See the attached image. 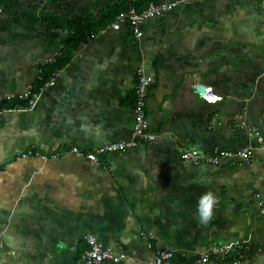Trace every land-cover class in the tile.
Listing matches in <instances>:
<instances>
[{
	"label": "crops",
	"instance_id": "crops-1",
	"mask_svg": "<svg viewBox=\"0 0 264 264\" xmlns=\"http://www.w3.org/2000/svg\"><path fill=\"white\" fill-rule=\"evenodd\" d=\"M12 1L0 8V94L25 90L59 52L68 31L48 19L127 0ZM261 31L258 0H192L144 19L139 38L128 28L98 34L31 107L1 110L0 264H85L88 237L119 257L102 264H146L156 248L212 258L240 242L264 251V151L224 165L178 155L180 148L246 147L230 121L264 136ZM236 57L242 62L234 71ZM138 69L152 79L147 118L156 142L100 162L67 152L131 137ZM202 85L222 100H204ZM29 148L40 154L14 158ZM208 191L218 203L205 223L197 202ZM251 264H264V256Z\"/></svg>",
	"mask_w": 264,
	"mask_h": 264
},
{
	"label": "built area",
	"instance_id": "built-area-1",
	"mask_svg": "<svg viewBox=\"0 0 264 264\" xmlns=\"http://www.w3.org/2000/svg\"><path fill=\"white\" fill-rule=\"evenodd\" d=\"M134 1L135 0H132L120 9L114 15L112 21L105 25L98 33L89 34L80 46L86 45V43L100 33L119 31L122 28H128L135 38H139L142 35V22L144 19L162 16L175 6L192 0H159L157 2H149L142 8L136 6ZM258 6L264 12V0H258ZM55 74L56 73H54L36 93H32L33 83H31L20 93L0 94V111L5 109V107H2L3 103H10L14 99L25 101L28 105L25 107H31L38 93L44 87L54 84ZM151 81L152 79L147 77L141 69L136 70L133 84V128L129 139L110 141L92 149H81L76 145H72L68 148L67 152L82 156L91 162H100L107 155L120 153L139 144L155 143L157 140V134L151 129L147 118V99L151 87ZM200 94L202 98L209 103H215L222 100V97L217 95L211 87H206L205 91ZM253 137L255 139V144L250 147L227 149L215 146L210 151L180 148L178 150V155L181 160L188 161L192 164L206 163L212 165H224L231 162L242 164L248 162L253 157L256 150L264 151V136L260 133H256ZM27 154L33 153L28 151ZM57 155L58 153L54 156ZM86 243V247L80 254L83 263L102 264L109 261L117 262L119 260V257L110 248L102 246L96 242L94 238L88 237ZM148 246L151 247L150 244ZM2 247L3 241L0 236V248ZM234 247L231 249L219 248L215 252L214 258H212L210 254L187 257L184 255H176V253L170 249L156 248L154 250L153 258L146 262V264L215 263L218 259H221L224 255L228 254L230 250H234Z\"/></svg>",
	"mask_w": 264,
	"mask_h": 264
},
{
	"label": "trees",
	"instance_id": "trees-1",
	"mask_svg": "<svg viewBox=\"0 0 264 264\" xmlns=\"http://www.w3.org/2000/svg\"><path fill=\"white\" fill-rule=\"evenodd\" d=\"M132 0H127L121 5H113L100 9L96 13H87L80 17H67L64 19H48L51 26L66 29L67 36L62 42L59 52L51 59L42 62L39 70V76L33 82V91L36 93L46 83V81L59 69L64 67L74 56L77 48L85 41L86 37L91 33H98L105 25L112 21L114 15L122 9L127 3ZM159 0H136V6L142 8L149 2H157ZM28 106L25 101L14 99L10 103H3L2 107L5 109H13ZM28 151L33 154L39 153L35 148L17 154L14 158L26 155ZM68 151V149H67ZM40 154V153H39ZM55 153H46L45 156H54ZM258 256H264V251L259 250L257 247L249 245L244 242L237 243L234 250H230L223 258L218 259V264H234L238 262H246L251 264Z\"/></svg>",
	"mask_w": 264,
	"mask_h": 264
},
{
	"label": "rangeland",
	"instance_id": "rangeland-1",
	"mask_svg": "<svg viewBox=\"0 0 264 264\" xmlns=\"http://www.w3.org/2000/svg\"><path fill=\"white\" fill-rule=\"evenodd\" d=\"M13 5H14V2L12 0H0V8H2V7H13ZM257 35H259L261 40H262L261 44L259 46V48L261 50V53L259 54V58L262 59V62H263V65H264V32H262V31L258 32ZM241 58L242 57H240V58L236 57L234 59V61L232 63V69L234 71H236V69L239 67L238 64H240L242 62ZM233 73L235 74V76H237V78H240V76L238 74L239 72H233ZM242 86H243V90L244 91L248 90V92H249L250 88H249V83L248 82L242 84ZM223 101H224V98H223ZM228 125L232 129H234L235 136H237L239 138H244V140L241 139V141L243 140L246 143V147H250L251 146V141H250L251 137H253V135L256 134V131H254V129L250 128L249 130H247L245 132V129L240 128L237 124L234 123V121H230V123ZM248 133L252 134V135H249ZM247 139H249V140H247Z\"/></svg>",
	"mask_w": 264,
	"mask_h": 264
},
{
	"label": "clouds",
	"instance_id": "clouds-1",
	"mask_svg": "<svg viewBox=\"0 0 264 264\" xmlns=\"http://www.w3.org/2000/svg\"><path fill=\"white\" fill-rule=\"evenodd\" d=\"M218 203V198L211 191L200 196L197 202V215L202 222H208L213 215V208Z\"/></svg>",
	"mask_w": 264,
	"mask_h": 264
},
{
	"label": "water",
	"instance_id": "water-1",
	"mask_svg": "<svg viewBox=\"0 0 264 264\" xmlns=\"http://www.w3.org/2000/svg\"><path fill=\"white\" fill-rule=\"evenodd\" d=\"M199 91H200V93H201V92H204V91H205V87H204L203 85L200 86V87H199Z\"/></svg>",
	"mask_w": 264,
	"mask_h": 264
}]
</instances>
